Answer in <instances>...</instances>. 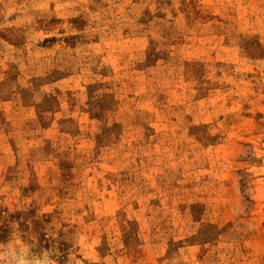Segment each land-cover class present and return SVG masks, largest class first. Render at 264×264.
<instances>
[{
  "label": "rangeland",
  "instance_id": "1",
  "mask_svg": "<svg viewBox=\"0 0 264 264\" xmlns=\"http://www.w3.org/2000/svg\"><path fill=\"white\" fill-rule=\"evenodd\" d=\"M0 264H264V0H0Z\"/></svg>",
  "mask_w": 264,
  "mask_h": 264
}]
</instances>
